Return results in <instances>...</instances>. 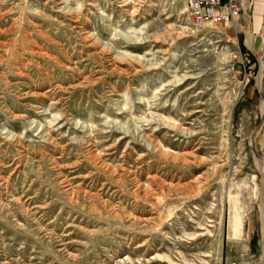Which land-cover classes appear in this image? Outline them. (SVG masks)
I'll use <instances>...</instances> for the list:
<instances>
[{
  "label": "rangeland",
  "instance_id": "rangeland-1",
  "mask_svg": "<svg viewBox=\"0 0 264 264\" xmlns=\"http://www.w3.org/2000/svg\"><path fill=\"white\" fill-rule=\"evenodd\" d=\"M253 2L0 0V264H264Z\"/></svg>",
  "mask_w": 264,
  "mask_h": 264
},
{
  "label": "built area",
  "instance_id": "built-area-1",
  "mask_svg": "<svg viewBox=\"0 0 264 264\" xmlns=\"http://www.w3.org/2000/svg\"><path fill=\"white\" fill-rule=\"evenodd\" d=\"M186 2L189 16L197 20V29L211 25L241 23L242 14L251 6V0H186ZM232 59L244 65L251 63L247 55L237 51L232 53Z\"/></svg>",
  "mask_w": 264,
  "mask_h": 264
},
{
  "label": "crops",
  "instance_id": "crops-1",
  "mask_svg": "<svg viewBox=\"0 0 264 264\" xmlns=\"http://www.w3.org/2000/svg\"><path fill=\"white\" fill-rule=\"evenodd\" d=\"M254 14H255V24H258L263 19L264 15V0H254Z\"/></svg>",
  "mask_w": 264,
  "mask_h": 264
},
{
  "label": "trees",
  "instance_id": "trees-1",
  "mask_svg": "<svg viewBox=\"0 0 264 264\" xmlns=\"http://www.w3.org/2000/svg\"><path fill=\"white\" fill-rule=\"evenodd\" d=\"M252 62H253V63L255 62V59H254L253 56H252ZM251 84H253V80H252V79L249 80V82L247 83L246 88L249 87V85H251ZM256 238H257L256 236L253 238V240H252V242H251L252 245H254V244L256 243V240H257Z\"/></svg>",
  "mask_w": 264,
  "mask_h": 264
},
{
  "label": "water",
  "instance_id": "water-1",
  "mask_svg": "<svg viewBox=\"0 0 264 264\" xmlns=\"http://www.w3.org/2000/svg\"><path fill=\"white\" fill-rule=\"evenodd\" d=\"M261 41H262V38L258 36L256 39V46L259 45Z\"/></svg>",
  "mask_w": 264,
  "mask_h": 264
},
{
  "label": "bare ground",
  "instance_id": "bare-ground-1",
  "mask_svg": "<svg viewBox=\"0 0 264 264\" xmlns=\"http://www.w3.org/2000/svg\"><path fill=\"white\" fill-rule=\"evenodd\" d=\"M195 20V19H194ZM195 21H197V20H195Z\"/></svg>",
  "mask_w": 264,
  "mask_h": 264
}]
</instances>
